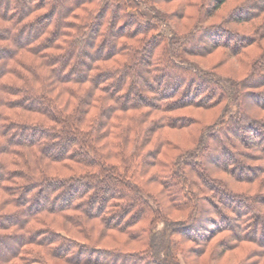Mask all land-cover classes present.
<instances>
[{
    "label": "trees",
    "instance_id": "obj_1",
    "mask_svg": "<svg viewBox=\"0 0 264 264\" xmlns=\"http://www.w3.org/2000/svg\"><path fill=\"white\" fill-rule=\"evenodd\" d=\"M263 129L264 0H0V264H264Z\"/></svg>",
    "mask_w": 264,
    "mask_h": 264
},
{
    "label": "rangeland",
    "instance_id": "obj_2",
    "mask_svg": "<svg viewBox=\"0 0 264 264\" xmlns=\"http://www.w3.org/2000/svg\"><path fill=\"white\" fill-rule=\"evenodd\" d=\"M135 2L139 3V0H134ZM232 5V2H227L224 6H222L221 12H225L230 6ZM171 11V10H170ZM162 29L164 32H168L167 27L164 25L162 26ZM170 31V30H169ZM220 54L216 52L214 55L210 56L207 59H200L198 60L199 64L201 65V68H212L213 64L217 62L220 59ZM219 71L222 73H235L237 76L240 75V68L237 66V64L234 61H227L224 65L219 68ZM172 81V77L167 79L166 84H170ZM188 112H191L194 115H197L198 117L202 118V121L205 123H208L211 121L215 114L213 111L206 112L199 109H191L188 110ZM262 134L264 135V129L262 131ZM169 137H173L174 139L178 140L180 144H184L188 139L187 133L183 130L181 132H168ZM175 140V142H176ZM168 228H165L163 224H160L157 229L154 231L152 236V244H153V251L156 255V257L160 260H162L164 263L167 264V255H168ZM228 257V256H227ZM226 257V258H227ZM231 257V256H229ZM128 263V262H127ZM180 264H183L182 261ZM217 264H225V259L219 261Z\"/></svg>",
    "mask_w": 264,
    "mask_h": 264
}]
</instances>
